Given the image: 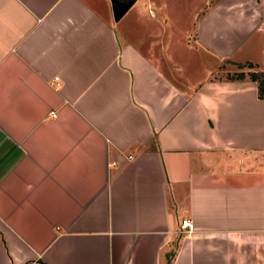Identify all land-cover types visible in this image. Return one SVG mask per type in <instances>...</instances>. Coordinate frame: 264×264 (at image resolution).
Segmentation results:
<instances>
[{
	"label": "crops",
	"instance_id": "1",
	"mask_svg": "<svg viewBox=\"0 0 264 264\" xmlns=\"http://www.w3.org/2000/svg\"><path fill=\"white\" fill-rule=\"evenodd\" d=\"M129 1L0 0V264H264V99L211 75L264 0L210 1L173 47L121 24L166 5Z\"/></svg>",
	"mask_w": 264,
	"mask_h": 264
},
{
	"label": "rangeland",
	"instance_id": "2",
	"mask_svg": "<svg viewBox=\"0 0 264 264\" xmlns=\"http://www.w3.org/2000/svg\"><path fill=\"white\" fill-rule=\"evenodd\" d=\"M146 1V0H145ZM158 2L159 4L166 5V11L168 16H165L164 19H158V16L153 18L151 16V12H149V7L147 6L146 2L142 5L139 2L137 4L136 9L128 12L126 16H124L123 21L121 24L127 25H134V24H152V23H159V24H168L171 28H174V44L171 46H175L178 44H182L184 41H190L191 43L195 40V28L197 24V20L199 19L200 12L202 9L205 8L207 3H210L212 0H153ZM123 2V1H122ZM130 1L126 0L124 5H129ZM143 9V13L140 14L138 8ZM141 31H138L141 35H145L148 33L147 30L144 28H140ZM135 30H131L127 32L128 37H134ZM148 38V37H146ZM226 39V36H225ZM243 42L240 43L239 48L234 54L233 58H229L230 60H237L242 61V59H251V61L258 62L262 68H264V33L254 32L242 40ZM193 46V44H192ZM193 48V47H192ZM191 49V48H190ZM189 52L178 54L176 52V57H179L183 62L184 65L191 67L195 64L197 57L196 50L191 49L188 50ZM183 56V58H182ZM202 56V55H201ZM200 56V57H201ZM187 57V58H186ZM204 58H207L209 61L210 57L208 55H204ZM202 58V59H204ZM228 59H224L218 63L217 67L212 66V77L215 78H229L235 77V75L240 72L237 69H242L243 72L248 74L250 71H260V69L256 68H246V66H237L236 62H232ZM189 64L188 63H191ZM197 65V64H196ZM213 65V63L211 64ZM207 67H210V64H207ZM264 72V69L262 70ZM205 74H202L200 78H202Z\"/></svg>",
	"mask_w": 264,
	"mask_h": 264
},
{
	"label": "trees",
	"instance_id": "3",
	"mask_svg": "<svg viewBox=\"0 0 264 264\" xmlns=\"http://www.w3.org/2000/svg\"><path fill=\"white\" fill-rule=\"evenodd\" d=\"M250 67V66H249ZM248 78L255 82L256 85V96L259 99H264V72L263 71H250L248 72ZM244 74L242 72H238L234 78L242 79ZM41 264H49L44 261H41Z\"/></svg>",
	"mask_w": 264,
	"mask_h": 264
},
{
	"label": "water",
	"instance_id": "4",
	"mask_svg": "<svg viewBox=\"0 0 264 264\" xmlns=\"http://www.w3.org/2000/svg\"><path fill=\"white\" fill-rule=\"evenodd\" d=\"M128 6L129 5L123 4V6H122L121 4L113 3V13H114V17L116 20H118L120 18V16L127 9Z\"/></svg>",
	"mask_w": 264,
	"mask_h": 264
},
{
	"label": "built area",
	"instance_id": "5",
	"mask_svg": "<svg viewBox=\"0 0 264 264\" xmlns=\"http://www.w3.org/2000/svg\"><path fill=\"white\" fill-rule=\"evenodd\" d=\"M51 113H52L53 115L56 114L54 111H51ZM181 226H183V227H188V229L191 228V225H190V222H189L188 219H183L182 222H181Z\"/></svg>",
	"mask_w": 264,
	"mask_h": 264
}]
</instances>
